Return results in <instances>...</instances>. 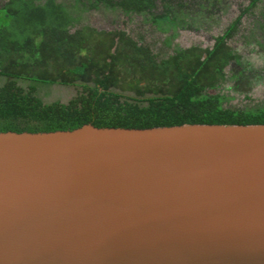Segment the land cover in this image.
<instances>
[{"label": "water", "instance_id": "obj_1", "mask_svg": "<svg viewBox=\"0 0 264 264\" xmlns=\"http://www.w3.org/2000/svg\"><path fill=\"white\" fill-rule=\"evenodd\" d=\"M0 264H264V124L0 132Z\"/></svg>", "mask_w": 264, "mask_h": 264}, {"label": "trees", "instance_id": "obj_2", "mask_svg": "<svg viewBox=\"0 0 264 264\" xmlns=\"http://www.w3.org/2000/svg\"><path fill=\"white\" fill-rule=\"evenodd\" d=\"M234 1L237 14L210 47L176 45L162 57L125 30L81 23L85 13L100 8L140 15L165 34L169 46L179 29L217 27L219 13H226ZM0 8L5 17L0 24V77L5 78L0 132H51L84 124H264V106H231L221 91L228 79L225 68L243 67L242 56L229 41L244 17L254 18L249 37L264 50V0H6ZM18 80L79 84L81 89L65 103H44L34 85L24 90Z\"/></svg>", "mask_w": 264, "mask_h": 264}, {"label": "rangeland", "instance_id": "obj_3", "mask_svg": "<svg viewBox=\"0 0 264 264\" xmlns=\"http://www.w3.org/2000/svg\"><path fill=\"white\" fill-rule=\"evenodd\" d=\"M5 1L0 0V6ZM237 6V1H234L226 13H219V24L210 31L179 29L178 36L170 42L169 46H166L164 43L165 34L158 31L149 20L144 21L140 15L128 17L116 10L100 8L85 13L81 23H88L99 30H125L135 39L142 38L144 42L151 45L153 51L159 57H162L170 54L172 48L176 45L180 47H188L190 45L210 47L213 43V37L220 33L226 24L237 14ZM158 11L159 9L156 10V13ZM2 21H5V17L4 11L0 8V24ZM254 21V18L244 17L238 34L229 41L232 48L242 56L243 67L231 64L225 68L228 79L222 85L221 91L230 98L229 104L235 107L254 108L264 106V50L253 44L251 42L252 39L249 37L250 33L254 32ZM239 72L241 73L236 79L230 78L231 74L237 75ZM4 82L5 78L0 77V86ZM17 85L21 86L24 90L30 85H34L36 95L44 103L54 101L65 103L81 89L79 84L60 85L29 80H18ZM214 92L211 91L210 93Z\"/></svg>", "mask_w": 264, "mask_h": 264}]
</instances>
